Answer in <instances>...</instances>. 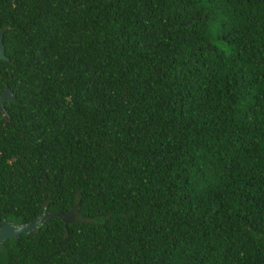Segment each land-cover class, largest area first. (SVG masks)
<instances>
[{
  "label": "trees",
  "instance_id": "obj_1",
  "mask_svg": "<svg viewBox=\"0 0 264 264\" xmlns=\"http://www.w3.org/2000/svg\"><path fill=\"white\" fill-rule=\"evenodd\" d=\"M0 264H264V0H0Z\"/></svg>",
  "mask_w": 264,
  "mask_h": 264
},
{
  "label": "water",
  "instance_id": "obj_2",
  "mask_svg": "<svg viewBox=\"0 0 264 264\" xmlns=\"http://www.w3.org/2000/svg\"><path fill=\"white\" fill-rule=\"evenodd\" d=\"M3 28L0 27V59H6L7 57L3 54V45L1 42V35H2ZM13 93L9 90V88L5 85L3 86L2 90L0 91V111L4 118H7V114L4 111L3 108V101L13 99ZM51 215L58 216L62 222L63 225L67 222L69 219V215L67 213L54 211V212H47L42 207L39 209V211L33 215L30 219L20 222L17 224H10V222L6 220L0 221V243L3 239L14 236L16 237L20 232H29L37 228V225L42 222L44 219Z\"/></svg>",
  "mask_w": 264,
  "mask_h": 264
},
{
  "label": "flooded vegetation",
  "instance_id": "obj_3",
  "mask_svg": "<svg viewBox=\"0 0 264 264\" xmlns=\"http://www.w3.org/2000/svg\"><path fill=\"white\" fill-rule=\"evenodd\" d=\"M1 220H6V221H8V222H10V224H17V223H20V222H24V221H13L12 219H8V218H0V221Z\"/></svg>",
  "mask_w": 264,
  "mask_h": 264
}]
</instances>
